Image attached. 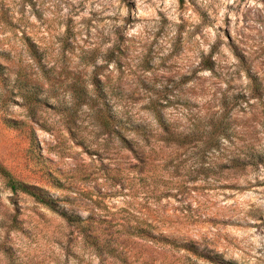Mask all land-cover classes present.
<instances>
[{
	"label": "rangeland",
	"instance_id": "1",
	"mask_svg": "<svg viewBox=\"0 0 264 264\" xmlns=\"http://www.w3.org/2000/svg\"><path fill=\"white\" fill-rule=\"evenodd\" d=\"M0 165V264H264V0H0Z\"/></svg>",
	"mask_w": 264,
	"mask_h": 264
},
{
	"label": "trees",
	"instance_id": "2",
	"mask_svg": "<svg viewBox=\"0 0 264 264\" xmlns=\"http://www.w3.org/2000/svg\"><path fill=\"white\" fill-rule=\"evenodd\" d=\"M31 96L32 94L26 92L23 94V98L31 104ZM0 175L4 178L6 182L7 188H9L13 193H24L32 198L40 204L51 208L52 210H57V201L48 197L42 188H38L35 186H31L25 184L24 182L16 179L13 174L8 171L6 168L0 165ZM64 217H66L69 221L76 222L77 218L73 216H68L66 213H62Z\"/></svg>",
	"mask_w": 264,
	"mask_h": 264
}]
</instances>
